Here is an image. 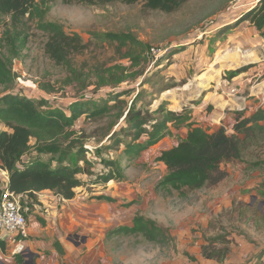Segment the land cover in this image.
I'll return each instance as SVG.
<instances>
[{
  "label": "rangeland",
  "instance_id": "1",
  "mask_svg": "<svg viewBox=\"0 0 264 264\" xmlns=\"http://www.w3.org/2000/svg\"><path fill=\"white\" fill-rule=\"evenodd\" d=\"M250 1L254 0H188L177 10L165 12L143 0L132 4L124 0L95 4L55 0L41 2L35 17L26 16L23 24H17L19 27L10 17H0V52L11 57L9 36L20 34L17 44L25 42L12 61L15 86L29 89L35 98H44L47 106L65 107L75 98L102 92L121 94L110 103L109 114L85 117L73 126L87 152L79 159L73 154L71 160L89 172L79 175L82 185L76 189L75 198L63 200L57 196L56 204L67 211L65 223L61 226L55 218L48 221L45 209L39 208L37 196L24 198L23 205L29 208L27 219L34 215L41 228L26 238L25 243L30 241L31 245L27 246L22 262L12 254L11 245L5 248L0 245L3 263L189 264L194 251L188 247L195 240L189 242L191 239L184 230L191 228L197 239L196 233L203 231L197 226L203 220V211H213L209 229L219 234L244 235L251 243L260 242L264 249V132L254 137L243 159L225 165L230 171L223 182L199 190L186 189L184 194L171 187L157 188L168 172L157 157L184 138L185 126L169 124L170 133L158 144L133 161L121 159L130 141L125 118L129 110L139 109L152 116L151 111L165 101V107L173 111H181L184 106L191 108L193 118V111L205 102L202 112L196 110V116L211 113L213 105L209 100L230 97L231 102L239 101L251 91L255 96L263 91L264 98V65H260L264 61L259 59H264V34H256L249 22L240 25L238 17ZM41 22H56L66 32L80 35L87 44L83 53L72 57L74 67L85 79V88L78 82L66 83L67 68L46 54L48 37L40 29ZM226 23L234 27L224 30ZM106 33L133 34L140 43L135 48L142 57L140 66H133L125 57L127 47L120 49L117 42L104 37ZM151 47L157 48L156 55H147ZM114 65L125 66L128 73L137 75L116 88L97 90L96 72ZM242 66L252 71L245 83H239L243 74L230 77L231 72ZM231 78L236 81L232 83ZM7 89L0 84V95ZM5 129L8 128L0 123V130ZM118 138L123 143L117 148ZM27 156L35 159L38 155L32 148ZM42 158L48 159L50 155ZM116 159L122 164L124 177L108 183L96 182L106 169L103 161ZM88 162L95 163L88 165ZM255 162L258 166L252 167ZM5 177H1L2 182ZM44 194L50 201L52 195L56 196L51 192ZM101 194L114 196L116 201L104 205L106 200L97 198ZM249 205L252 207L248 208ZM114 209L119 210L118 221L113 219ZM132 215L154 220L166 232L167 241L150 242L141 234H110ZM39 218H46L47 224H42ZM225 240L221 235L219 241ZM38 241L44 242L43 247L32 244ZM55 242L60 249H55ZM29 253L32 258L27 257Z\"/></svg>",
  "mask_w": 264,
  "mask_h": 264
},
{
  "label": "trees",
  "instance_id": "2",
  "mask_svg": "<svg viewBox=\"0 0 264 264\" xmlns=\"http://www.w3.org/2000/svg\"><path fill=\"white\" fill-rule=\"evenodd\" d=\"M55 0H0V17L8 16L12 23L23 24L26 16L35 17L41 2ZM72 1V0H68ZM74 1V0H73ZM89 4L111 3L116 0H75ZM136 3L142 0H124ZM158 10L173 12L188 0H143ZM249 21L257 30H264V0H258L253 6L244 10L239 22ZM19 27V25H17ZM233 26H225L230 30ZM40 29L47 34L45 52L55 63L64 65L69 72L66 83H81L85 88L82 72L73 65L72 57L87 49L80 35L68 33L56 22H41ZM19 35L7 37L11 57L0 52V84L8 89L0 95V123L8 129L0 130V169L9 173L7 187L17 193L36 197L37 193L51 192L61 199L71 200L76 196V189L82 185L80 174L89 172L85 166L72 162L84 157L87 148L80 143V136L73 128L75 123L85 117H102L112 110L111 102L121 96L119 92L99 93L90 97H78L67 106H47L44 98H35L30 90L15 86L16 75L13 72L12 61L24 47V40L17 44ZM106 39L117 42L120 49L127 47L125 57L140 66L142 57L136 52L140 44L131 33H106ZM175 54V53H173ZM127 68L114 65L96 72L97 90L106 87H118L136 74L128 73ZM247 70L242 66L233 72L235 77ZM15 86V87H14ZM174 87V86H172ZM49 88V87H48ZM171 88V87H170ZM169 89V88H168ZM115 105V104H114ZM113 105V106H114ZM150 112L129 110L126 113L128 122L127 136L130 141L123 150V160L133 161L140 153L157 144L170 133L169 124L177 127L185 126L187 135L170 149L163 150L157 160L163 162L168 172L159 181L157 188H175L181 194L185 190H199L214 187L224 181L229 172L224 164L243 159L245 150L251 145L258 133L264 132V108H259L253 114L246 116L243 111L234 112L235 124L230 133L223 125L210 132L203 126L192 121L191 108L184 106L181 111H173L165 107L163 101L151 114L159 115V119ZM146 140L142 141V138ZM34 140V144L31 141ZM78 143V144H77ZM80 143V144H79ZM123 143L120 138L115 141L116 147ZM38 155L35 159L27 156L30 149ZM42 155H50L44 159ZM95 162H88L93 165ZM105 171L99 174L96 182L108 183L116 178H123V168L120 160H104ZM257 167L258 162L251 165ZM2 175L0 173V201L2 196ZM97 198L106 201H116V198L101 194ZM42 224L45 220L40 218ZM141 234L150 242H166L167 234L152 219L136 215L131 225H122L110 234ZM218 237L209 238L210 243L203 246V255L208 258L222 260L227 254V248L217 249L212 242ZM2 248L6 244L0 242ZM55 249H60L59 243H54ZM18 262L23 261V255L15 256Z\"/></svg>",
  "mask_w": 264,
  "mask_h": 264
},
{
  "label": "crops",
  "instance_id": "3",
  "mask_svg": "<svg viewBox=\"0 0 264 264\" xmlns=\"http://www.w3.org/2000/svg\"><path fill=\"white\" fill-rule=\"evenodd\" d=\"M257 1L258 0L250 1V3H248L249 5L247 6V8L250 6H253ZM244 5H246V4H243L241 6H244ZM247 8H245V9H247ZM245 9H243L242 11L239 12L238 17H241V15L243 14ZM243 22H249V21H243ZM243 22H240V25ZM231 25L232 24L226 23V26H231ZM252 28L254 29L256 34H258V35L264 34V30L261 32V31L257 30L254 26ZM261 38H263V37L261 36ZM259 59H260V61L261 60L264 61V59H261V57H259ZM260 65L263 66L264 62H262ZM251 73H252L251 70L244 71V72L240 73L241 75L243 74V76H239V78H242L241 82H239V83H245L248 79V76ZM245 77H247V78H245ZM231 80H232V83L234 81H236L235 78H231ZM228 83L230 84L231 82H228ZM249 88L251 89L252 86H250ZM253 93L254 92L251 91V93H249L248 95L242 96L241 100L234 101V102H231L230 97H226L222 101H215L214 102L212 100H209L210 103H212V105H213V110L211 111V113L207 114V112H205L204 114L202 113L201 116H196V110H198V112L199 111L202 112L203 111L202 107L206 104V102H205L202 104V106L197 107L196 110L193 111L192 120L196 124L203 126L204 128H208V130L210 132L214 131L218 126L223 125L231 133L232 128L236 122L235 117H234V112L243 111V112H245L246 116H249V115L253 114L254 112H256L259 108H264V98L262 99V96H261L262 95L261 93H263V91H261V92L258 91V95H256V96ZM248 97H254V98H248ZM185 129H186V132H185L184 138L187 135V128L185 127ZM178 143H179V141L176 144H178ZM176 144H174L173 146H175ZM225 165L226 164H224L223 167H225ZM227 171L228 172L230 171L229 167H228ZM8 180H9V175L7 173V180L5 178L4 182H8ZM44 193L45 192L37 193V197H38L37 201L41 204L39 208L45 209V213H47V218L49 219L48 221H51L52 219L55 218V220L59 221L60 225L62 226V224L65 223L64 219H65V216L67 215V211L64 210V206L58 207V204H56V202H55L57 199V196L52 195L53 198H51L52 200L50 201L49 198H47V197L45 198V196H47V195ZM46 193H47V191H46ZM25 197H28V196H25ZM112 197H114V196H112ZM63 200H65V199H63ZM109 203H111V202L105 201L104 205L109 204ZM251 207H252L251 205L248 206V208H251ZM35 212H38V210ZM113 213L116 214V215H113L114 221H118L119 210L114 209ZM120 213H121L120 217H122V212L120 211ZM212 215H213V211H203L202 212L201 217L203 220L199 221V223L202 225L199 224L200 226L199 225H197V226L203 228V231L200 233L199 232L196 233V235H197L196 237H198L197 239H195L194 233L191 232V230H190L191 228L188 227L184 230V232L186 231L185 233L188 232L187 233L188 237H190V239H191L189 242H192L193 240H195V243L189 244V247H188L189 251H194V254L191 253V255H193L194 258L192 257V261H190L189 264H264V249H262L261 245H259L260 242H257L256 244H254V243L249 242L244 237V235H240V237H238L232 233L231 234H229V233L219 234L218 233L219 231H216L214 229H209L208 225H209L210 221L213 219ZM134 216L133 215L127 216L129 218V221H127L126 219L124 221H121L120 226L131 225L132 218ZM43 220H45V222L47 224V219L45 218ZM39 221H40V218H39ZM28 222H29V224H28L29 234L35 235V233L37 231H39L41 228V226H38V219L34 215H29ZM221 235H222V237L225 236V238H226L225 241H219V239L221 238ZM212 237L213 238L218 237L217 240H214V242H212L213 247H215L217 249H221L223 247L224 248L226 247L228 250L226 256L222 260H218L217 258H208V257H205L203 255V249L202 248H203V246L209 245V243H210L209 238H212ZM34 242H32V244L35 247H43V245H44V242H42V241H38L36 243H34ZM26 244L29 247L31 245V242L26 241Z\"/></svg>",
  "mask_w": 264,
  "mask_h": 264
},
{
  "label": "built area",
  "instance_id": "4",
  "mask_svg": "<svg viewBox=\"0 0 264 264\" xmlns=\"http://www.w3.org/2000/svg\"><path fill=\"white\" fill-rule=\"evenodd\" d=\"M157 48L151 47L147 55H156ZM1 175L7 171L0 169ZM3 181V180H2ZM2 196L0 201V242L12 246V254H26L28 251L25 243L29 236L28 219L26 216L29 208L23 205L24 194H17L7 187L8 182H2Z\"/></svg>",
  "mask_w": 264,
  "mask_h": 264
},
{
  "label": "water",
  "instance_id": "5",
  "mask_svg": "<svg viewBox=\"0 0 264 264\" xmlns=\"http://www.w3.org/2000/svg\"><path fill=\"white\" fill-rule=\"evenodd\" d=\"M27 257L32 258V257H33V254H32V253H29V254H27ZM0 264H5V263H3V262L1 261V258H0Z\"/></svg>",
  "mask_w": 264,
  "mask_h": 264
}]
</instances>
